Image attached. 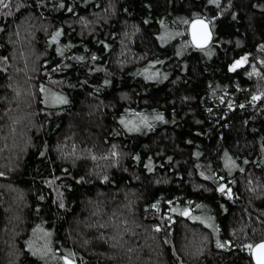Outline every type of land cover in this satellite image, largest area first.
<instances>
[{
    "label": "trees",
    "instance_id": "1",
    "mask_svg": "<svg viewBox=\"0 0 264 264\" xmlns=\"http://www.w3.org/2000/svg\"><path fill=\"white\" fill-rule=\"evenodd\" d=\"M262 243L264 0H3L0 264H256Z\"/></svg>",
    "mask_w": 264,
    "mask_h": 264
},
{
    "label": "water",
    "instance_id": "2",
    "mask_svg": "<svg viewBox=\"0 0 264 264\" xmlns=\"http://www.w3.org/2000/svg\"><path fill=\"white\" fill-rule=\"evenodd\" d=\"M188 33L191 43L197 49H204L208 47L211 44L214 36L209 21H207L204 18L193 19L189 24ZM194 34H195V39H194ZM256 257H257V253L254 249L253 258L255 263L257 264Z\"/></svg>",
    "mask_w": 264,
    "mask_h": 264
},
{
    "label": "rangeland",
    "instance_id": "3",
    "mask_svg": "<svg viewBox=\"0 0 264 264\" xmlns=\"http://www.w3.org/2000/svg\"><path fill=\"white\" fill-rule=\"evenodd\" d=\"M45 102L48 105H58L64 103L65 99L60 96L59 93L51 89H45L44 92ZM49 237L43 231H38L37 238L33 244V248L36 253L42 257L49 260V255L47 254L46 244L48 243ZM42 242V244H40Z\"/></svg>",
    "mask_w": 264,
    "mask_h": 264
},
{
    "label": "snow or ice",
    "instance_id": "4",
    "mask_svg": "<svg viewBox=\"0 0 264 264\" xmlns=\"http://www.w3.org/2000/svg\"><path fill=\"white\" fill-rule=\"evenodd\" d=\"M2 3H3V0H0V4H2ZM194 27H195V25H194ZM194 39H195V34H194ZM240 63L241 62H239V61L237 62V64H240ZM235 67H236V65L233 66V68H235ZM220 191L223 192L224 189L221 188ZM185 215H187V213H185ZM249 247H251V245ZM255 251L257 253V257H256L257 264H264V243L258 245L257 248L255 249ZM67 264H71V261H68Z\"/></svg>",
    "mask_w": 264,
    "mask_h": 264
}]
</instances>
